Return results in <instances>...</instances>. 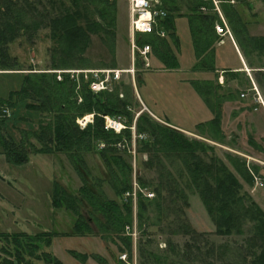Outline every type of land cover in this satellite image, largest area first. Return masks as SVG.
<instances>
[{
    "label": "rangeland",
    "instance_id": "1",
    "mask_svg": "<svg viewBox=\"0 0 264 264\" xmlns=\"http://www.w3.org/2000/svg\"><path fill=\"white\" fill-rule=\"evenodd\" d=\"M4 1L6 0H0V5ZM186 1L188 2V0H176L174 23L178 38L177 45L167 37L164 38L170 49L168 54L175 59L176 66L173 69L165 66L159 54L152 52V49L146 61L138 52H135L132 60L128 10L123 2L107 1L116 8L115 37L112 39L105 33L92 35L89 48L84 54L77 55L82 57L81 61L76 59L72 64L66 65L62 64L65 58L59 52L61 48L52 42L50 26L52 20L77 12L81 17V24L89 20L99 22L97 12L100 5L87 0H16L14 9L16 12L22 11L21 14L25 16H23L24 24L29 28L27 33L19 34V36L23 35L22 39L9 46L10 55L15 60L8 64L11 66L15 64L16 70L5 71L0 67V109L8 111V115L4 119L1 118L0 122L6 121L5 131L11 133L17 141L24 140L30 150L28 162L22 166H12L0 156V233L34 235L54 232L56 236L51 238V245L40 243L39 252L36 254L50 253L63 264H101V260H103L102 264H159L165 258H168V262L176 260V264L211 262L252 264L254 254H258L256 245L248 241L253 236L254 222L245 223L244 234L241 236L217 235L215 225L199 196L192 189L185 187L181 179L175 190L185 192L186 205L185 200L180 199L178 205L174 206L164 197V200L158 203L159 208L153 204L148 207L142 218L138 215L141 199V202L147 204L154 201L156 186L154 183L159 173V166L155 164L154 159L153 163H149L151 156L148 152L137 153L139 149L148 148L142 146L145 142L155 143L154 138L147 133L136 132V120L141 113L162 126L182 133L190 140L211 146L214 149L213 157L224 164L239 180L242 185L240 193L246 194L249 202L264 213V110L258 105L260 101L256 97L259 95L264 102L262 90L258 88L260 92L258 91L256 95L253 91L250 96L251 93L246 91L249 88L245 90V86H241L242 84L238 86L235 83V72L216 71L215 60H213L215 72L207 74L211 80L189 81L196 72V70L189 71V66L194 63V59L195 65L198 60L192 36L193 25L191 28L187 19L192 12ZM207 3H212L213 9L199 12L210 14L215 18V33L213 32L211 45L214 51L213 58L215 59L217 54L219 61L222 62L220 66H228L230 62L235 63L236 59L233 45L236 44L243 51L239 46V42H242L248 51L254 46L247 38H260L264 35V0H241V2L219 0L217 4L212 1ZM0 11L2 13L3 9ZM235 12H237L236 16ZM216 26L221 28L222 34L217 33ZM218 45L222 46L217 47ZM252 53L257 57L253 59L257 67L255 78L259 79L264 87V71L260 72L264 69V52L259 53L253 49ZM55 62L65 70H50L53 69L52 64L56 65ZM58 72L69 75L71 80L77 82L78 88H83L84 83L81 81L88 82L91 79L89 89L93 96L105 91L111 92L114 97L126 104L125 112L119 116L101 117L104 119V129L112 131L115 135L121 134L126 128L130 130V140H122L118 144L120 150L127 148L128 152L117 153L132 172L131 190L124 196V201L130 199L132 206L131 222L124 233L125 236H130L132 241L130 253H120L118 250V246H122L120 243L112 242L108 238L102 239L99 228L93 223H91V232L83 236L75 235L72 233L75 222L73 215L64 208H55L52 205L51 195L55 183L69 194L79 197H81L79 189L83 185L67 154L47 153L45 150L35 153L29 148L30 143L37 149L41 147L35 135L40 133V129L45 124H54L57 113L50 109V111L45 109L43 112L34 108L28 110V105L36 106L42 101L32 92L29 93V97L22 94L15 98V106L8 104L10 94L18 92L24 86L25 80L29 81L28 88L33 91L35 82L44 75L42 73H53L56 80L61 81L62 79L58 80ZM49 75L51 74L41 78L52 82V77ZM101 81L103 87L93 91L91 89L93 84ZM199 90L200 92L202 90L207 97L213 111L220 113L219 125L217 128L207 127L203 131L196 129L185 132L184 129H190L195 121L211 116L213 119V112L205 99L203 100V96L198 94ZM242 94H245V97L242 98ZM80 101L79 99L78 102ZM202 103L207 109L206 115L199 110ZM249 104L254 106L252 113L259 112V117L253 114L235 115V107ZM145 105L149 110L145 109ZM93 119L94 113L84 114L82 117H77L75 123L84 129L87 124L93 122ZM108 121L120 123L122 129H107ZM17 128H26L30 131L24 134ZM104 147L105 145L99 144L91 152L84 153L83 166L88 174V185L94 186L104 198L117 200L109 182V170L100 156V151ZM107 156L111 157V153ZM174 158L161 154L163 163L167 165L173 176L178 178L180 162ZM235 160L239 165H244L247 175L251 177V185L247 184L235 169ZM138 176L147 185L145 188L141 187ZM184 177L186 181L188 177ZM88 207L86 204L81 205V212L87 215L90 211ZM96 216L102 218L101 214ZM183 226L197 235L194 237L186 235L185 232L188 230ZM168 243L172 244L175 250L190 247L185 256L178 259L170 255ZM194 245L200 251L195 250ZM69 251L77 258L70 255ZM81 254L88 256L83 262L80 261ZM25 259L34 264H44L42 261L31 259L28 254H25Z\"/></svg>",
    "mask_w": 264,
    "mask_h": 264
},
{
    "label": "trees",
    "instance_id": "2",
    "mask_svg": "<svg viewBox=\"0 0 264 264\" xmlns=\"http://www.w3.org/2000/svg\"><path fill=\"white\" fill-rule=\"evenodd\" d=\"M100 5L98 15L99 22L86 21L84 24L80 23V15L77 12H72L64 17L52 20V42L55 46L60 47L59 52L65 58L62 64H72L74 60L82 59L81 55L86 52L91 44V36L105 33L110 38L115 37V5L109 4L105 0H87ZM165 9L167 10V17L163 21V27L166 30L167 38L172 40L173 44L177 45L178 38L175 31V12L176 0H162ZM219 1V0H218ZM226 0H220L224 2ZM241 2V0H236ZM186 4L192 12L187 17L188 22L191 24L192 36L194 41V48L197 54V64L194 70L205 72H215L213 58L214 51L211 48L215 18L210 14H201V5L210 11L213 9L212 3H203L196 0H188ZM16 0H6L0 5V67L2 70L15 71V67L8 64V62L15 60L9 52L10 44L22 39L21 32L27 33L28 25L24 24V15L21 10L16 12L14 7ZM237 12H235V16ZM24 16V17H23ZM31 27V26H30ZM246 31V27H244ZM214 32V33H213ZM166 39V38H165ZM165 39L158 38L154 35L138 36L136 44L141 47L144 44L150 45L152 52L159 54L162 63L168 68H175L174 56H170L168 52L170 49L166 45ZM28 40V38H27ZM251 41L259 53L264 52V37L260 38H247ZM65 43V44H61ZM239 46L243 52H247V47L239 42ZM249 49L248 51L251 52ZM162 53V55L160 54ZM81 61V60H80ZM56 64V62H55ZM50 70H65L60 68V64H52ZM44 74V75H42ZM39 81L35 82L33 91L28 88L29 81L25 80L24 86L18 92H12L8 99L9 106L16 105L15 98L19 95H26L33 93L35 97L39 98L41 104L36 106L28 105V110L31 108L38 109L40 112L51 110L56 112L54 124H45L40 129L39 134H34L40 143L41 147L36 148L35 145L29 144V148L33 151L50 153H65L74 165L78 175L81 177L83 185L79 189L80 195L73 196L65 189L61 188L58 183L53 186L51 195L52 205L55 208H64L69 211L75 218L72 233L75 235L83 236L85 233L92 231L91 223L99 228L102 239L108 238L112 242L120 243L118 246L120 253H130L132 250V241L130 236H125L124 233L131 222L132 206L131 200L124 201V196L131 190V168L126 164L118 152L126 154L127 148L120 150L118 144L122 140H130V130L126 128L121 134L115 135L112 131L104 129V119L101 116H119L125 112L126 104L114 97L111 92H101L99 95H92L89 89L88 82L84 83L83 88H78L77 82L69 78V75L62 73L61 81L56 80L53 73H42ZM48 74L52 77V82L47 81L45 78ZM196 84H198L196 82ZM207 84V83H206ZM111 93V94H110ZM203 96L206 104L213 112V119L201 123L196 126L199 131L207 127H216L219 125L220 113H215L209 103L207 97L203 94L202 90L198 92ZM27 98V97H26ZM23 98V100H26ZM81 100L78 102V100ZM27 110V111H28ZM49 110V111H50ZM1 111V109H0ZM94 119L92 123L86 125L81 129L76 123L77 117H82L84 114H93ZM6 117L3 114L2 119ZM25 118V117H24ZM21 120V119H20ZM6 121L0 122V156L5 158V161L12 166H22L28 162L29 150L24 140H15L11 133L5 131ZM20 132L23 131L27 134L26 128H17ZM136 132L147 133L154 138L155 143L145 142L142 144L146 150L139 149L137 153L148 152L151 156L149 163L159 166V173L156 179L154 193L155 199L153 202L147 204L139 201V217L145 215L148 207H160L159 202L165 198L174 206L178 205V200H185L186 195L182 190H175L178 182L184 183L185 187L192 189L197 193L201 202L205 206L210 218L212 219L216 234L220 236H241L244 234L245 223L254 222L253 236L248 239L252 241L258 249V254H254V261L252 264H264V213L260 209L257 210L255 205L250 203L249 197L246 194H241L240 190L242 185L239 180L232 174L224 164L220 163L213 157V148L205 143L190 140L182 133L171 128L162 126L154 122L152 118L144 113L139 114L136 120ZM125 137V138H124ZM150 143V144H149ZM105 145L104 149L100 151L101 159L104 161L105 166L109 170V182L117 200H109L103 197L100 192H97L94 186L88 185L89 178L84 168L83 154L91 152L96 145ZM31 149V150H32ZM111 153V157L107 155ZM161 154L171 156L180 162V169L178 178L174 177L172 172L168 169L161 159ZM235 169L239 171L244 181L251 185L252 180L247 175L244 165H239L235 160ZM188 179L185 181V177ZM141 187L145 188L147 185L143 180L137 177ZM149 186V185H148ZM165 192V193H164ZM87 205L90 211L87 215L81 212V205ZM98 214L102 218L99 219ZM188 230L186 235H197L194 231H190L188 227L183 226ZM56 236V233L46 232L34 235L24 233H0V264H34L33 262L25 259V254L35 261H42L44 264H63L62 261L47 252L36 254L39 252V244L44 242L46 246L51 245V238ZM201 236V235H200ZM192 238V237H191ZM190 246H187V249ZM170 255L175 258H182L185 256L187 249L178 250L168 243ZM195 250H199L194 245ZM73 257L76 255L69 251ZM87 255L81 254V259L85 261ZM80 257V256H79ZM88 257V256H87ZM77 258V257H76ZM165 258L159 264H176V260ZM171 259V258H170ZM101 260V259H100ZM99 260V261H100ZM172 261V262H171ZM188 263L187 260H185ZM101 264L103 260L100 261ZM209 264H218L211 262Z\"/></svg>",
    "mask_w": 264,
    "mask_h": 264
},
{
    "label": "built area",
    "instance_id": "3",
    "mask_svg": "<svg viewBox=\"0 0 264 264\" xmlns=\"http://www.w3.org/2000/svg\"><path fill=\"white\" fill-rule=\"evenodd\" d=\"M112 3L123 2L127 5L128 10V31H129V43L130 50L132 53V60L134 59L135 52H138L144 61L147 60V55L151 50L150 45L144 44L139 47L136 44V38L138 36L154 35L158 38L164 39L167 36L166 30L163 27V21L167 17V10L164 7L162 0H106ZM201 4L206 3L207 1H212L214 4H217V0H196ZM201 12H206L204 6L200 7ZM217 33L222 34V30L219 26L215 27ZM224 33V32H223ZM65 72H58V80H61V74ZM71 73V72H69ZM103 85V82H95L91 89L93 91L100 90ZM257 95V91L254 90ZM241 97H245V94H242ZM257 100L260 101L258 104L264 110V102L261 100L260 96H256ZM8 111H0V119L3 117V114L6 116ZM120 124L116 121H108V128L112 130H117L116 126ZM262 185V184H261ZM263 186V185H262ZM126 256L124 255V258Z\"/></svg>",
    "mask_w": 264,
    "mask_h": 264
},
{
    "label": "crops",
    "instance_id": "4",
    "mask_svg": "<svg viewBox=\"0 0 264 264\" xmlns=\"http://www.w3.org/2000/svg\"><path fill=\"white\" fill-rule=\"evenodd\" d=\"M262 37H264V35H262ZM222 45H224V44H222ZM222 45H218L217 47L222 46ZM233 52H234L235 57H236L235 63L230 62V65H228V66H220V65H222V62L219 61L218 55L216 54V56H215L216 71L220 70V72H228V71L235 72V75H234L235 83L238 86H240V84H242L241 86H245V90L249 88V90H246V91L251 93L250 96L253 94V91L255 89L257 90V92L259 91V89H261L262 90L261 94L264 96V87H262L261 81L259 79L257 80L255 78V73H256L255 68H257L255 66V62H254L255 60H253V59L257 58L255 56V54L252 52H249V51H247L246 53L241 51V49L236 44L233 45ZM194 63H195V59H194ZM194 63L189 66V71L194 70L193 69L195 66ZM261 71H264V69L260 70V72ZM207 74H208V72H205V71H201V72L196 71L195 73H193L195 78L194 77L190 78L189 81H192V80H196L198 82L209 81V80H211V78L209 79L207 77ZM227 76H229V75H227ZM242 79L244 80L243 82L241 81ZM226 80L228 81V79H226ZM229 80H232V79L229 78ZM200 103H201V100L197 103L198 106ZM201 105L203 106V108H202V106H200L199 110L201 113L203 112L206 115L208 113L207 109L204 107L203 103ZM144 107H145V109L149 110V108H147L146 105ZM253 107L254 106L252 104H249L248 106H242V107L240 106L238 108L235 107V115L236 116L237 115L245 116V115H252L253 114V116L259 117V112L254 111V113H252V111L254 110ZM255 113H257V114H255ZM201 116H202V114H201ZM211 119H212V116L207 118V119L195 121L193 123V126L190 129H184V131L185 132L195 131L197 125H199L201 123H206V122L210 121Z\"/></svg>",
    "mask_w": 264,
    "mask_h": 264
},
{
    "label": "bare ground",
    "instance_id": "5",
    "mask_svg": "<svg viewBox=\"0 0 264 264\" xmlns=\"http://www.w3.org/2000/svg\"><path fill=\"white\" fill-rule=\"evenodd\" d=\"M116 128L119 130V129H122V125L121 124H118L117 126H116Z\"/></svg>",
    "mask_w": 264,
    "mask_h": 264
}]
</instances>
